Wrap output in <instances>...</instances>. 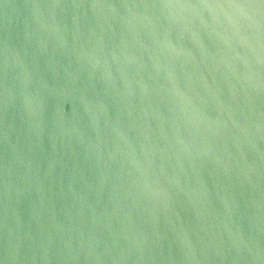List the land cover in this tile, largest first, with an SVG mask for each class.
I'll return each mask as SVG.
<instances>
[{
	"label": "water",
	"instance_id": "water-1",
	"mask_svg": "<svg viewBox=\"0 0 264 264\" xmlns=\"http://www.w3.org/2000/svg\"><path fill=\"white\" fill-rule=\"evenodd\" d=\"M0 264H264V0H0Z\"/></svg>",
	"mask_w": 264,
	"mask_h": 264
}]
</instances>
